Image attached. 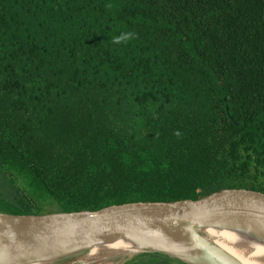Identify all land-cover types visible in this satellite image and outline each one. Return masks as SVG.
I'll list each match as a JSON object with an SVG mask.
<instances>
[{
    "label": "trees",
    "instance_id": "obj_1",
    "mask_svg": "<svg viewBox=\"0 0 264 264\" xmlns=\"http://www.w3.org/2000/svg\"><path fill=\"white\" fill-rule=\"evenodd\" d=\"M229 188L264 192V0H0V212Z\"/></svg>",
    "mask_w": 264,
    "mask_h": 264
},
{
    "label": "water",
    "instance_id": "obj_2",
    "mask_svg": "<svg viewBox=\"0 0 264 264\" xmlns=\"http://www.w3.org/2000/svg\"><path fill=\"white\" fill-rule=\"evenodd\" d=\"M208 229L236 230L264 245V192L229 188L198 200L139 201L94 211L0 212V264H74L94 248L119 242L130 251L91 264L149 253L187 264H245L208 238ZM246 245L241 249H253ZM254 259L264 264V255Z\"/></svg>",
    "mask_w": 264,
    "mask_h": 264
},
{
    "label": "bare ground",
    "instance_id": "obj_3",
    "mask_svg": "<svg viewBox=\"0 0 264 264\" xmlns=\"http://www.w3.org/2000/svg\"><path fill=\"white\" fill-rule=\"evenodd\" d=\"M208 238L214 240L219 245L237 256L245 264H257L254 259L256 255H264V245L240 234L238 231L208 229L205 231ZM253 249L244 251L241 249L243 244ZM130 251L124 248L122 243H114L94 248L86 257L74 264H91L98 259L110 260L115 257L123 256Z\"/></svg>",
    "mask_w": 264,
    "mask_h": 264
},
{
    "label": "clouds",
    "instance_id": "obj_4",
    "mask_svg": "<svg viewBox=\"0 0 264 264\" xmlns=\"http://www.w3.org/2000/svg\"><path fill=\"white\" fill-rule=\"evenodd\" d=\"M134 36H135V34L132 32L122 33L121 35L115 37L113 42L115 44H121L122 42H127V41L133 39Z\"/></svg>",
    "mask_w": 264,
    "mask_h": 264
},
{
    "label": "rangeland",
    "instance_id": "obj_5",
    "mask_svg": "<svg viewBox=\"0 0 264 264\" xmlns=\"http://www.w3.org/2000/svg\"><path fill=\"white\" fill-rule=\"evenodd\" d=\"M129 259H131V258H129ZM125 261L126 260H123V259H118V260H116V261H112V263H118V264H123V263H125ZM104 262H96L95 264H103Z\"/></svg>",
    "mask_w": 264,
    "mask_h": 264
}]
</instances>
